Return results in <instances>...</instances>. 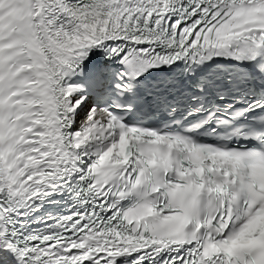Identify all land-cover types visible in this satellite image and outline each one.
I'll use <instances>...</instances> for the list:
<instances>
[{
    "label": "snow or ice",
    "instance_id": "snow-or-ice-1",
    "mask_svg": "<svg viewBox=\"0 0 264 264\" xmlns=\"http://www.w3.org/2000/svg\"><path fill=\"white\" fill-rule=\"evenodd\" d=\"M0 264H264V0H0Z\"/></svg>",
    "mask_w": 264,
    "mask_h": 264
}]
</instances>
